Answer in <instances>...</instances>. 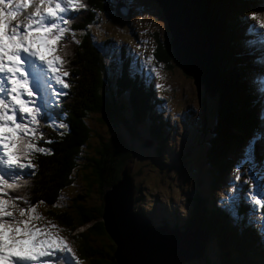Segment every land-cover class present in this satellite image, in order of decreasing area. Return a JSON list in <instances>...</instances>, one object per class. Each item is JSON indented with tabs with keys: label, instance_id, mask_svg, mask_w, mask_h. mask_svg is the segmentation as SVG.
<instances>
[{
	"label": "trees",
	"instance_id": "1",
	"mask_svg": "<svg viewBox=\"0 0 264 264\" xmlns=\"http://www.w3.org/2000/svg\"><path fill=\"white\" fill-rule=\"evenodd\" d=\"M82 1L89 8V11H85L86 8L81 9L77 13L79 18L74 20V26H80L81 21L88 22L92 12H99L102 20L108 14L110 17L109 20H113L114 18L122 23L126 29L130 30L128 32L131 33L139 23L149 16L147 14L140 22V13L136 12L133 14L135 15L134 18H131L130 16L133 12L131 10L126 17H118L113 12L115 10L113 7L116 5L117 0ZM125 1L130 2L131 0ZM249 2L245 3L248 4ZM236 4V0H209V5L218 12V40L212 48L211 62L219 68L221 76L225 79L226 91L219 102L218 93H216L215 97L211 98L205 94L204 87L202 88L201 86L199 88L198 86L199 92L201 90L203 91L199 100L204 110L199 122L189 120L188 124L190 129L187 130L192 136L196 135V138L193 139L201 146L202 159L211 173L209 180L214 182L217 172L219 173V177H217L219 186L223 181L222 177H225L235 157V153L233 152L238 149L237 146L241 143L245 135L244 133L241 135V119L245 111L242 104L247 105L246 113L248 117L245 116L246 119L248 118L249 121L250 118H254L253 110L250 108V104H253L251 101L253 94L249 87L250 84L247 77L248 69L252 66L247 61L249 49L238 37V30L232 25L229 26L227 23L229 15L233 14V10H236ZM257 5L258 3L254 6L247 7L248 11H251V14L255 13L259 9ZM260 14L257 15V18ZM228 29L229 32H227ZM153 35L154 47L152 49V55L155 59L162 60L168 71L171 68V58L174 62L169 40L167 39L166 41L163 35H160L159 30L153 33ZM111 38L107 37L101 42L108 43L111 41ZM83 39L78 44H72L68 51L63 53L64 59L68 61L65 69L70 73L65 78L70 85L68 88L69 92L63 98L61 104V110L65 113V119L68 121V130L59 140L55 139L52 141L50 145L51 156H39L37 158L36 177L37 175L40 176L41 173L48 175L47 173L53 172L52 180L57 185H60L61 182L67 179L75 163L80 160L82 157L80 150H83L84 146H86V150L90 148L92 152L89 156V162L84 163L80 167L78 166L85 173L82 179L83 182H81L82 192L84 195H89L93 191L92 185L94 184V187L97 189L96 191L100 195L101 202L98 205L95 204L90 207L84 203L81 204L85 207L72 202L70 205L65 203L60 208H54L50 205H39L35 202H31L29 206H43L40 215L44 217V220L51 221L57 225L62 231L66 229L72 230L76 226L84 225L85 228L83 227L79 232L72 233L73 242L71 245L74 249L76 248L78 255L86 264H119L115 255L117 243L111 237L114 234L110 235V232L105 228L103 220L99 217L100 221H94L90 225L84 224V221H89L90 219H95L96 216H100L103 211L101 200L102 191L120 177L121 169L124 168L125 164L132 161V153L134 152L136 154L137 150L135 148L133 149L134 142L143 139V135L136 126L138 125L136 121L145 120L146 124L150 127L148 134L153 137L152 140L154 142L155 136L162 134V129H159L163 125L158 118L154 117L153 109L150 107L151 100L155 99L153 98V92L150 88L142 91L139 87L140 83L144 84L146 80L144 70L142 69L141 73H134L132 76H129L125 71V66L121 64V69L119 68L117 70L119 74H107V68H105L101 60V55L95 51L98 49L89 45L87 40ZM119 50L121 51L120 58L127 63L126 51L122 44L119 46ZM127 75L129 76L128 81L130 86L132 88H140V92H144L150 102L146 104V107L144 102L141 108L143 111H139L137 114L132 113L135 100H133L134 94L131 93L128 95L132 102L131 118L121 116L118 110L115 109L116 116H118V118L116 117V123L111 120L114 117H111L110 111L108 110L109 104L107 105L105 103L106 106L103 105L105 97L102 91L108 89L113 81L117 85L118 92L124 93V90H122L124 86L122 81L126 79ZM192 81L194 84L198 83L194 79ZM144 85L149 86L150 84L147 82ZM114 95L116 96L115 93ZM113 99V96H111L109 103H112ZM211 102L212 105L215 104L212 111L210 109ZM206 112H209L207 116L205 115ZM101 114L104 117V126H106L107 121V125L111 122L114 123L112 127L108 128L109 136H106L104 133L95 132V144L92 146L86 144L87 140L91 138L89 134L91 133V127L89 126L88 120H92L93 118L98 123ZM102 128L106 130V128ZM100 129L101 127H98L93 130ZM245 132L246 135L250 133L249 130ZM202 133L203 138L200 141ZM141 148L145 149L142 146ZM153 150L154 153L156 152L153 155L157 160L156 166H158V163H162L160 158L163 155V150H165L161 139L156 147H153ZM252 153L254 158H261L258 146H254ZM184 157L185 155H180L178 158L184 159ZM85 158L83 157V159ZM231 158L233 159L231 160ZM185 165L186 161L184 164L181 161V169ZM141 186L140 184H136L135 192L137 193L134 195L135 201H140V196L144 193L140 190ZM214 187V184L212 186L209 185L208 189H213ZM28 190L31 193V198L37 197V191L34 192V189H30V187H28ZM200 196L196 195L193 199L188 217L189 220L195 218L201 222L206 233L207 243L203 250V259H205L202 261L203 264L217 263L209 259L208 251L212 255L214 254L215 257H218L219 264H264V257L261 255V251L257 245L258 243L259 246L263 247L261 242L262 234L253 220H251L253 223L252 226L243 217L245 209L239 207L238 217L234 220H228L225 214L213 205L212 201L202 200ZM209 199L213 198L209 197ZM137 208L141 209L137 212L144 211L147 214V211L142 207ZM165 208L166 206L163 203L159 207V210L164 211ZM259 210L264 215V208L260 207ZM212 212H214L213 218L207 219L205 214ZM89 215H92L91 218H89ZM173 216L175 220H178L176 214H173ZM180 220L177 221V224ZM165 222L163 221V223ZM183 222L185 224L186 220ZM219 222L221 223L220 226H218ZM98 234L106 235V239H100ZM93 237L95 238L94 240ZM114 237L116 236L114 235ZM96 239L99 240L98 245L95 243Z\"/></svg>",
	"mask_w": 264,
	"mask_h": 264
},
{
	"label": "rangeland",
	"instance_id": "2",
	"mask_svg": "<svg viewBox=\"0 0 264 264\" xmlns=\"http://www.w3.org/2000/svg\"><path fill=\"white\" fill-rule=\"evenodd\" d=\"M151 0H145L144 1V10L148 9L151 14L149 13L148 20L144 19V22L141 24H145L148 26H138L135 28L134 32L136 34L130 33L128 29H126L122 23L118 22L113 18V20H109V15H105L103 17L102 25L99 27V30L101 34L99 35V39H105L107 37H112L111 41L109 42V45L112 46L116 44V41L118 42L117 44H122V41H127L123 45L128 51H134L137 52L138 55L136 57L141 61V62H136V58L131 56V54H128L126 57L127 58H132L134 61H129L131 65H139L143 66V64H146L150 61V63L155 62L158 63L157 61L153 60L151 57V60L148 58L150 57L147 54H143L142 52H147L149 53L150 50V43L152 45V39L150 37V33L152 31V34L155 32H160V35H163L164 39L170 40V31L168 30V27H166L167 21L162 17V15H159L158 13L160 10L158 8H155L151 3ZM238 2V0H236ZM170 2L175 5L174 0H170ZM117 5H120V8L114 5V13L118 17H122L123 13L122 11L125 10L124 6H121L119 3V0H117ZM186 10H188L191 14L189 20L191 21L190 29L194 31L193 34H195V37H198V31L194 27L195 24L199 25L201 22L205 28L208 29V27L213 30L214 32L212 33V40H214V33L218 28L216 29L217 25V18H218V12L214 11L208 12L205 11V16H213L212 20V25H208L207 22L202 19L200 16H195L191 13L190 9L193 7V2L191 0H186ZM193 9V8H192ZM236 9V8H235ZM121 10V11H120ZM185 10V9H184ZM118 15V13H120ZM262 12V9H258L255 14H259ZM91 14H94L92 12ZM135 15H131V18H134ZM173 18H170V20ZM97 20V18H96ZM114 21V22H113ZM229 24V23H228ZM95 28V24H89ZM138 25V24H137ZM201 26V27H203ZM230 26V24H229ZM198 28V26H197ZM148 29V32H147ZM209 30V29H208ZM147 34H144L146 33ZM229 32V29L228 31ZM71 34V32H70ZM209 34V33H208ZM194 37V36H193ZM149 40H148V39ZM98 39V38H96ZM96 39L94 38H87V43L93 47H95L98 50H95L99 55H101V60L107 68V74H119L117 71L120 68V56H121V51L117 50L115 46H112V51L107 53V50L109 48L106 46H103V49L101 46L97 48L96 46ZM211 40V41H212ZM150 41V42H149ZM129 42V44H128ZM73 45L77 44L75 41L71 42ZM86 43V42H85ZM102 49V50H101ZM107 53V54H104ZM252 56H248V60H252ZM170 66L171 68L166 71L163 69L161 65H158L157 71L159 73L163 74V81H164V90L161 92V96L165 97V103H162L163 106L158 107L154 105H150V107L154 108V117L160 118V116L163 118V127H161L159 130L162 129L161 133L155 136L153 142V147H156L157 143H159L160 139L163 142V145L166 147L169 144V149L165 152H163V156L160 158V160H163L164 162L158 163V166H156V158L154 157L153 148L151 147V144H145L144 142H139L142 147L145 149H142L140 144L138 142H134V147L137 151L136 154L133 152L132 153V161H131V168L129 169V174L132 177L133 185H134V192L133 194L137 193L135 192V187L136 184L142 185L140 190H142L144 193L141 194L140 196V202L143 205V208L147 209L148 211L151 210V206L153 204V200L156 201H162L166 204L167 210L164 211H151L148 212V216L150 219L154 222V224H162L163 221H166L168 225L174 226L173 222L171 219V215L167 212H170L171 209L173 210V214H177L178 216H185V214H188L189 209L192 207V202L193 199L195 198L196 195H201L200 199L202 200H208L209 202L212 201L214 206H218V209L223 210V203L226 201L227 196L230 195V188L228 185L222 184L219 186L217 177H219V173L217 172V176L213 181L209 180V177L211 176V173L209 172V168H207L205 162L202 159L201 156V148L200 146L195 143L194 139L191 138L189 135H184L182 133V126L185 124L184 122H181L185 120V122L189 121V118H186L188 116V113L191 112L192 110L195 112V117L197 121L200 119V114H201V109H202V104L200 103V97L203 93L201 90L199 92V88L202 86L206 94L210 92L212 95L215 93V87H216V74L212 70L210 73H213V77H210V85H206L205 82H201L200 84H194L192 81V77L184 74L181 72L182 70L177 66L174 62L173 59L171 58L170 61ZM215 66V65H214ZM253 66H250V70L252 69ZM121 69V68H120ZM207 70V69H206ZM260 66L256 64L253 70V75L256 73H260ZM208 71V70H207ZM209 72V71H208ZM156 75L152 78H155ZM248 80L251 78L250 72L247 73ZM129 76L127 75L126 79H123V92H118L117 85L115 82L112 81L110 84V87L108 89H105L102 91L103 96L105 97L103 105L106 106V104H109L108 110L110 111L111 117L113 116L114 119H112L114 122L117 123L118 116H116V112L114 108H111V103H109V99L111 96H113V103L116 106V109L123 113L124 117L126 118H131V115L129 113V97L131 93L134 94V108L132 113L137 114L139 111H143L141 108L144 105L145 102V107L148 102H150L149 99H147V96L144 94V92H140V88L136 87H131L129 84ZM112 80H114L112 78ZM157 82V81H156ZM219 84V83H218ZM217 84V85H218ZM142 89L144 90V85L140 83ZM107 90V91H106ZM259 89H254V91H258ZM208 92V93H207ZM116 94V96L114 95ZM107 98V99H106ZM253 104H250V108L253 110L254 113V118L248 121V118L246 119L245 116L248 117L247 115V110L246 104H242L244 108V113L242 115L241 119V135L244 133L243 140L246 138V132L248 131L252 134L251 140H253L252 145L253 146H258V148L261 150V145L264 147V138H260L262 135H264V119L260 120V117L258 115L259 111V105L258 108L254 104V97L251 100ZM143 102V103H142ZM262 100L260 99V103ZM106 103V104H105ZM219 103V102H218ZM215 105V104H214ZM214 105H211V110L214 108ZM249 106V104H248ZM255 106V107H254ZM108 111V112H109ZM160 114V115H159ZM169 117V123L171 125V131L170 132V127L168 122L164 119L165 116ZM137 119V118H136ZM178 119L179 122L177 124L176 120ZM246 119V121H245ZM89 121V126L91 135L90 140H87L86 144H90L91 146L95 144L96 138H95V132L99 133H104L106 136L108 135V128L112 127L114 123H110L109 125L104 126V117L103 114L100 115V118L98 119V123L100 126H98L97 123L93 122L91 119ZM138 123L137 128L140 130L141 125L143 124L145 126V133H147L148 127L145 122V120H139L136 121ZM250 123V124H249ZM98 127H101L100 130L94 131L93 129H97ZM106 128V130H103V128ZM248 127V128H247ZM115 128V127H114ZM176 129V130H175ZM60 130V129H59ZM94 132V134H92ZM169 132L171 133V137L169 136ZM147 139L149 138V135L146 136ZM249 147L245 146L244 147V152L248 153L249 152ZM92 150L89 148L86 150V146H84L83 150H80V154L82 157L80 158L79 161L76 162V165L72 170L69 172V177L64 182H61L60 185H57L55 181L52 180L54 173L49 172L47 173L48 175H45L46 173H41L40 176L37 175V177L34 178V182L32 183V188L34 189V192L37 191L38 195L36 199L38 201H43L41 203L42 205H49L51 204L52 206L54 205H60L63 206L66 202H72L77 205H82L81 203L86 204L87 206H92V205H98L100 201V195L96 191V187H94V184L92 185V192L89 195H84L82 192L81 184L80 182H83V176H85V173L81 171L80 167L84 163L86 164L89 162V156L91 154ZM84 155V156H83ZM180 155H185L184 159H179L178 157ZM83 157H86L83 159ZM173 157V158H172ZM181 161L182 164L185 163V167L181 169ZM83 162V163H82ZM158 167V168H157ZM227 174V173H226ZM229 175V174H228ZM209 180V181H208ZM222 180H225L224 177H222ZM220 182V181H219ZM241 182V179L239 183ZM248 182L251 184V192L255 193L258 188H255L252 185V180L249 179ZM218 183V184H217ZM215 185L213 189H208L209 185ZM110 184L109 186L105 187V190L103 191L101 195V199L104 198L106 195L107 191L111 188H113ZM60 186L59 188H57ZM239 186V184L236 185V188ZM260 187H264L263 185ZM25 190V188H23ZM57 190V191H56ZM222 191L225 196L223 198H218L216 202H213V199H209V197L213 198L215 191ZM239 193H242L244 190L243 189H238ZM58 197L55 201V195ZM122 195L125 197L126 193L123 192ZM246 197V196H245ZM119 205L117 207H114V204H112L113 208L111 210V214L115 211H117V220H113V224L115 225L116 229L119 231V227L123 229V224L121 222V209L125 207V200H120L118 198ZM136 201H134V204ZM104 199H103V207H104ZM110 204V205H111ZM84 206V205H82ZM59 207V206H55ZM85 207V206H84ZM102 207V208H103ZM233 207H237V202L233 201ZM36 209L40 212L43 210V206H37ZM102 210L105 211L106 215H110V212L108 210V207H104ZM207 210V209H206ZM213 213H206L205 216L207 219H212L213 218ZM101 215V214H100ZM92 216V215H91ZM89 215V218H91ZM100 216H96L95 219H90L89 221H84V224H92L94 221H100ZM125 221L127 219L126 216ZM235 215L231 214L228 218L230 219H235ZM115 218V217H112ZM40 223L47 224L49 221L42 220V221H37ZM220 222L219 225L220 226ZM132 225V223H131ZM202 223L200 224L197 219H192L189 221V223H186L183 228H187L186 230V236L187 238H190L189 234L191 233H197V228H201V239L194 241L195 247L197 250H202V244L206 240V237L203 232V225ZM83 226H76L73 228V230H66L70 235L75 232H79ZM85 228V227H84ZM91 228V227H90ZM60 229V228H59ZM61 230V229H60ZM63 231L61 230L60 233ZM117 234V233H114ZM98 237L100 239H106V235L103 234H98ZM67 238V237H66ZM95 238L93 237V240ZM191 239V238H190ZM96 244H99V240H95ZM120 243V242H119ZM118 243V244H119ZM72 248H74L71 245ZM202 247V249H201ZM259 249L261 251V255L264 257V248L259 246ZM209 259L214 261L216 264H218L217 257L211 254V252H207ZM181 264H203L202 260L200 258H194L192 260H187Z\"/></svg>",
	"mask_w": 264,
	"mask_h": 264
},
{
	"label": "snow or ice",
	"instance_id": "3",
	"mask_svg": "<svg viewBox=\"0 0 264 264\" xmlns=\"http://www.w3.org/2000/svg\"><path fill=\"white\" fill-rule=\"evenodd\" d=\"M85 7L82 0H0V264H79L57 225L49 221L38 226L44 217L36 206L20 207L14 200L23 197L4 196L6 189L19 187L17 181L27 169H35L34 154H52L32 141L43 139L40 119L67 95L63 89L70 87L65 79L70 75L68 61L58 54V44L70 31L66 26L72 14ZM251 16L257 19V14ZM49 120L53 128L68 127ZM249 199L264 208V187ZM231 211L235 214L234 208Z\"/></svg>",
	"mask_w": 264,
	"mask_h": 264
},
{
	"label": "clouds",
	"instance_id": "4",
	"mask_svg": "<svg viewBox=\"0 0 264 264\" xmlns=\"http://www.w3.org/2000/svg\"><path fill=\"white\" fill-rule=\"evenodd\" d=\"M144 1L145 0H131L130 2H126L125 0H119V3L121 4V6H124L125 7V10L124 11H122V13H123V15H122V17H126L128 14H129V12L132 10L133 12H132V15L133 14H135L136 12H139L140 13V15H141V20H140V22L144 19V17L147 15V14H149V13H151L148 9H143L144 8ZM158 1H163V0H151L150 1V3L153 5V6H155V7H157L159 10H160V12L158 13L159 15H162V17H164V15H163V13H162V10H161V7H160V5H159V3H158ZM250 1V2H249ZM168 2L171 4V5H173V3L172 2H170L169 0H168ZM174 2H175V5H173V7H172V9H173V14H170V16H174V18L173 19H171V21L173 22V21H179L180 20V17H179V8L178 7H180V0H174ZM183 2H184V6H183V14L185 13V11H186V0H183ZM208 2H209V0H208ZM245 2H249L248 4L247 3H245ZM256 3H258V8L259 9H262V12H260L261 14H260V16L257 18V19H253L252 18V16H251V11H248V9H247V7H249V6H254ZM253 4V5H252ZM116 6L117 7H119L120 8V5H117V3H116ZM185 9V10H184ZM80 11V10H79ZM85 11H89V8H87L86 7V9H85ZM121 11V10H120ZM232 13L233 14H230L229 15V18H228V20H227V23H229L230 25H232V26H234L235 28H239L238 29V37L241 39V40H243V41H245V42H247L249 45H251L250 43H249V40L251 39V40H254L255 39V37H254V34L253 33H251V31H250V28H251V25H253V24H256L258 21H260V22H262V23H264V0H238V2H237V4H236V10H233L232 11ZM121 14V12L120 13H118V15H120ZM169 16V19L171 18ZM76 18H79L78 17V15H77V13H74V14H72V16L70 17V23L66 26L67 28H69L70 29V31H68V32H66L65 34H64V38L59 42V44H58V49H59V51H58V54H60L61 56H63V53L64 52H67L68 51V49L70 48V46L72 45V43L71 42H73V41H79V43H80V41H81V39H83V40H87V39H85V37H84V35L83 34H81V36L79 37V38H77L76 37V34L77 33H79V30H80V28H81V26H74L73 25V23H74V20L76 19ZM95 18H97V20H95ZM184 18V17H183ZM90 20L88 21V22H85V21H81V24L83 23V22H85V24H87V25H89V24H93V23H95V22H98L99 23V26H101L102 25V16H101V14L99 13V12H94V14H91V17L89 18ZM165 19V18H164ZM185 19V18H184ZM189 19V18H188ZM146 20H148V17L146 18ZM166 20V19H165ZM187 20V19H186ZM212 20H213V18H212ZM187 21H189L188 23H191V21L190 20H187ZM144 21H142L141 23H143ZM141 23H139V25L138 26H140V25H142V26H145V27H147L148 28V26L147 25H145V24H141ZM137 26V27H138ZM166 27H167V23H166ZM186 27V26H185ZM218 28V18H217V25H216V29ZM186 29H187V27H186ZM82 30V29H81ZM80 30V32H82ZM90 30L93 32V36L94 37H92V38H94V39H96V38H98V39H96V46H97V48L100 46V43H97V41H99V35H100V33H99V31H97V30H95L94 28H92V27H90ZM159 30V29H158ZM70 32H71V34H70ZM133 32H134V30H133ZM147 32H148V29H147ZM147 32L146 33H144V34H147ZM189 32H190V30H189ZM188 32V33H189ZM214 32V31H213ZM73 34L75 35V40H73ZM135 34H136V32H135ZM215 34H216V36H217V30L215 31ZM150 36L152 37V38H154V35L152 34V31H151V33H150ZM243 38H242V37ZM87 38H88V36H87ZM103 40V39H102ZM217 40H218V38H217ZM217 40H216V42H217ZM170 41V40H169ZM215 42V43H216ZM215 43H214V45H215ZM78 44V43H77ZM213 45V46H214ZM103 46H106V48L108 47V43H105V42H103ZM252 46V45H251ZM258 46V48H256V47H254L253 46V48L254 49H264V43H260V44H258L257 45ZM195 47V46H194ZM109 48V50H107V53L109 52L110 53V47H108ZM171 48V47H170ZM103 49V48H102ZM101 49V50H102ZM72 50V49H71ZM107 53H105V54H107ZM104 54V53H103ZM104 54V55H105ZM67 56H68V54H67ZM68 60H69V58H68ZM160 62L162 61V60H159ZM247 61H249L250 62V65H253V64H257L258 62H256L255 60H254V58H252V60H247ZM261 61V60H260ZM163 62V61H162ZM175 63V62H174ZM165 64V63H164ZM66 66V65H65ZM123 66H125V71L127 72V74L129 75V76H132L131 74V72H130V69L128 68V66H127V63H125V61L123 62ZM149 67V65H147V68ZM150 68H156L155 66H151ZM150 68H149V70H150ZM163 69H165L166 71H167V68L164 66V68ZM135 71H137V69H135ZM163 75V74H162ZM192 79H194L193 77H192ZM195 80V79H194ZM67 81V80H66ZM196 81V80H195ZM196 82H198V81H196ZM220 83H221V81H219ZM219 82H217L216 81V83H219ZM71 83V82H70ZM199 83V82H198ZM200 84V83H199ZM201 85V84H200ZM218 86H219V88H220V84H218ZM139 87L142 89V87H141V85H139ZM250 88H251V91H252V94H253V97H254V104H256V102H259V93H258V91H254V89H255V87H254V85L253 84H250V86H249ZM144 89H148V88H146V87H144ZM142 91H143V89H142ZM225 91H226V84H224L223 85V87H221L220 88V90H218L217 91V89H216V87H215V93H214V95L216 96V93H218V100H219V102H220V99L225 95ZM260 92V91H259ZM205 94H206V92H205ZM204 94V95H205ZM66 95H64L63 96V98L65 97ZM63 98H62V100H63ZM153 98H155V99H152L151 101H152V105H154V106H158V107H160L161 108V106H163V104L162 103H165V97L163 96V97H156L155 95H153ZM132 102L130 101V99H129V113H131V109H132ZM211 105H212V102H211ZM211 105H210V109H211ZM255 107V106H254ZM111 108H114V109H116V106L114 105V103L112 102L111 103ZM152 109H153V113H154V108L152 107ZM203 110L204 109H201V114H202V112H203ZM212 111V110H211ZM119 112V114L121 115V116H124L123 115V113H121L120 111H118ZM195 112L192 110L191 112H189L188 113V116L186 117V118H189L190 120H195L196 122H199V121H197V119H196V117H195V114H194ZM201 114H200V117H201ZM207 114H209V112H206L205 113V115L207 116ZM160 115V114H159ZM258 115H259V112H258ZM49 117H51V119L52 120H56V121H62L63 123H65L67 126H68V121L65 119V113L61 110L60 111V113H56V112H53L52 110H50V112H49V115L48 116H44V117H42L41 119H40V124H39V131L40 132H42L43 133V139H39V137H37V139H35V140H33L32 142L33 143H36L39 147H43V148H47V149H51L50 148V145H51V143L49 144V143H45V141H48V140H50V141H54L55 139H57V140H59V138H61L64 134H66V132H67V130H68V127L66 128V129H64V128H53L52 126H50V120H49ZM160 121H161V123H162V125H163V118L160 116V118H158ZM165 120H166V122H168V124H169V127H170V132L172 133L173 131H171V125L172 124H170L169 122V117L166 115L165 116V118H164ZM92 120H93V118H92ZM112 120V119H111ZM176 120V122H177V124H178V122H179V120L178 119H175ZM200 120V119H199ZM95 123H97L95 120H93ZM89 122V121H88ZM181 122H184L185 124L182 126V133L184 134V135H189L191 138H196V135H194V136H192V134H190L187 130H189L190 129V126H189V124H188V122L189 121H187V122H185V120H183V121H181ZM111 123H113V122H111ZM98 125H100L99 123H97ZM141 125V129L139 130V132L143 135V139H141L140 141H138V142H144L145 144H151V147L153 148V137L150 135V134H148L149 133V130H147V133H145V131H146V129H145V126L143 125V124H140ZM147 127H148V129H150V127H149V125L147 124ZM163 127V126H162ZM60 129V130H59ZM176 130V129H175ZM169 132V136L171 137V133ZM147 135H149V138L147 139ZM251 136H252V134L251 133H248L247 135H246V138H245V140L244 141H241V143H239V145L237 146L238 147V149L237 150H235L233 153H235V157H234V159L233 158H231V160L233 159V161H232V163H231V166H230V168H229V170L227 171V174L225 175V177H224V179L225 180H223L222 181V184H225V185H228L229 186V188H230V191L235 187V184H236V179H233V171H231V168H232V166H233V164H234V162L237 160V158L241 155V153L239 152L240 151V149L242 148V146H243V144L246 142V140L248 139V138H251ZM202 138H203V133H202V135H201V140L200 141H202ZM196 143V142H195ZM200 146V145H199ZM200 148H201V146H200ZM169 149V144L165 147V150H163V152L165 151H167ZM252 150H254V147L252 146ZM252 155H253V153H252ZM39 156L40 157H44V156H51L50 154H44V153H36V154H34V156L32 157V163L33 164H35L36 165V167H35V169H27L26 170V172H25V174L23 175V180L22 181H17V183L19 184V187H16V188H14V189H6V191H7V195H5L4 196V198L5 199H13L14 200V198L15 197H23L24 198V200H14V202L15 203H17V204H19V206H21V207H24V208H27L28 206H29V204L31 203V202H35V203H37V204H41V201H38L36 198H31V193H29V190H28V187H30V189H33L32 188V183H33V180H34V178L36 177V170H37V162H38V160H37V158H39ZM163 156V155H162ZM253 157H254V155H253ZM173 158V157H172ZM256 159V158H255ZM257 161H259V162H262V160H261V158H258V159H256ZM162 162H164L163 160H162ZM75 165H76V163H75ZM74 165V166H75ZM125 165H128V167H129V169L131 168V161L128 163V164H125ZM74 166L72 167V169L74 168ZM71 169V170H72ZM32 173H34V174H32ZM229 174V175H228ZM70 176V175H69ZM68 176V177H69ZM120 178V177H119ZM230 180H233L232 182H230ZM9 182H12V181H9ZM80 184H81V182H80ZM23 188H25V190H23ZM81 188H82V186H81ZM105 190V189H104ZM103 190V191H104ZM103 191H102V193H103ZM102 193H101V195H102ZM221 194V193H223L222 191H215V194H214V197H213V201H214V199H215V197H216V195L217 194ZM57 195H55V201H56V199L57 198H60V197H58V193H56ZM134 195L135 194H133V202H132V208H131V210H134V212L135 213H138V214H145L146 212H137V211H139V210H141L140 208H137V207H142L143 208V205L141 204V202L140 201H136V203L134 204ZM28 201V203H25L24 201ZM102 200V204H103V199H101ZM138 202H139V204H138ZM66 203H68L69 205L71 204V202H66ZM164 202H162V201H156V200H153V204H152V206L150 207L151 208V210H149L148 211V208L147 209H145V208H143L144 210H146L147 211V213L148 212H151V211H160L159 210V207L161 206V204H163ZM165 204V203H164ZM51 207H54V208H60V207H62V206H59V207H55V206H52L51 204H49ZM166 205V204H165ZM216 208H218V206H215ZM104 208V207H103ZM9 210H12L11 209V206H9ZM221 212H223V214H225V217L228 219V220H234V219H230V218H228L227 217V215H226V213L221 209L220 210ZM37 212L39 213V211L37 210ZM173 210L171 209V211H170V215H171V220L173 221V222H176V223H173L174 224V226H175V229H179V230H183V229H181L182 228V226L184 227L185 226V224L186 223H189V221L190 220H192V219H190L189 220V212H188V214H185V216H183V217H181V216H178V213L176 214L177 216H178V220L179 219H181L179 222H178V224H177V221L178 220H175L174 219V216H173ZM102 213H103V211H102ZM102 213H101V215H100V218H101V216H102ZM18 212H14V215H16L17 217H19L18 216ZM40 214V213H39ZM245 216H246V213H244L243 214V217L245 218ZM238 217V216H237ZM25 218H27V217H25ZM5 219H10V218H5ZM236 219V218H235ZM246 219V218H245ZM263 219H264V217H263ZM44 220V219H43ZM186 220V222H185V224H184V222L183 221H185ZM247 220V219H246ZM251 220H253V222H256L257 221V219H254V218H252V217H250V219H249V223L253 226V224L251 223ZM200 224H201V222H199ZM41 224H44V223H41ZM46 225V224H45ZM202 226V225H201ZM202 229H203V232H204V235H206V233H205V230H204V228L202 227ZM261 229H263V225H261ZM66 230H69V229H66ZM63 231L62 233H60L62 236H64V237H67V240H68V242H69V244L71 245L72 244V242H73V238H72V236L67 232V231ZM73 230V229H72ZM74 233H75V231H74ZM203 234V233H202ZM188 239H190V238H188ZM261 242H262V246H263V248H264V241L263 240H261ZM206 240L204 241V243L202 244V247H203V249H202V247H201V256L200 257H197V258H200L202 261H204L205 259H203V250L205 249V245H206ZM257 245H259L258 243H257ZM194 246H195V243H194ZM73 250H74V252H75V254H76V257L78 258V260H79V264H86V262L78 255V253H77V250H76V248L74 249L73 248ZM214 255V254H213ZM194 259V258H193ZM190 260H192V259H190ZM217 260L219 261V259H218V257H217ZM187 261V260H186ZM218 264H219V262H218Z\"/></svg>",
	"mask_w": 264,
	"mask_h": 264
},
{
	"label": "water",
	"instance_id": "5",
	"mask_svg": "<svg viewBox=\"0 0 264 264\" xmlns=\"http://www.w3.org/2000/svg\"><path fill=\"white\" fill-rule=\"evenodd\" d=\"M191 1L193 2V4L195 2H200L201 7L204 11L203 13L205 14L206 9H204V8H205L208 0H191ZM158 3L161 7L164 18L167 21V27H169L170 25H173L174 21L172 22L169 19V16H170L171 12L173 11L171 4L168 2V0L158 1ZM183 6H184V2H183V0H180V7H178L179 8V17H180L179 21H181L183 23L184 27L180 30H174V28H173L171 31V34H170L169 44L171 47V52H172V55L174 58V62L182 70L181 72L193 77L199 83L205 82L207 84V83H210V78L208 79V73L213 70L215 72V74H217L216 66H214V64H212V62H211L212 48H213L214 43L217 40V36L214 33V40H212L211 38H212L213 30H212V32H210L209 30H211V29L209 27H208L209 30L207 28H205L201 22L199 25L195 24V26H194L197 29L198 34H199L198 37H195V34H193L194 31H192L190 29V25L192 23H188L189 21L186 20V19L190 18L191 14L188 10H186L185 13L183 14ZM192 8L193 9L199 8V5L194 4ZM192 8L190 9L191 13L195 16L201 17L202 14L201 13H197V14L193 13ZM214 11L215 10H211L208 12L213 13ZM170 17L174 18V16H170ZM212 18H213L212 15L208 16V17L205 16V21L207 22L208 25L213 24ZM185 26L187 27V29ZM197 26H198V28H197ZM201 26H203V27H201ZM189 30H190V32H189ZM175 31L178 33H175ZM174 35H176L178 37L179 41H182L185 43V52L182 53L181 51H179L182 48V45L180 42L178 44H177V42L175 44H173V36ZM192 38L197 43L196 46H195V43L192 40ZM179 46L181 48H178ZM195 54L197 55V58L199 57V55H201V59L200 60H199V58L193 59V56ZM190 55H192V58H190ZM183 57H185V58H183ZM210 69H212V70H210ZM221 82H223V80H221ZM131 178L132 177L129 174V167H128V165H125L124 168L121 169L120 178H118L116 181H114L112 183L113 185H111L113 188L110 187V189L107 191V193L116 192L118 194L116 201L110 202V200H108V198H107V193L104 196V198H103L104 202H105L104 207H108L110 215H117V211H115L111 214V210L113 208L111 203L114 204V207H117L119 205V201H118V198H119L120 200H122V199L125 200V207H123L121 209L122 216L127 217V212L129 211V213L132 217L138 219V216L140 214L131 212L132 202H133V192H134V185L132 184L133 181ZM123 192L126 193L125 197L122 195ZM108 203H110L111 205L108 206ZM115 204H116V206H115ZM131 223H132V225H131ZM109 224L113 227V230L109 231L110 235L117 233V234H114L116 237H114V235L111 236V237H113L114 240H116L115 242L117 243V248H116V252H115L116 258H117L119 264H125L126 261L124 263L120 262L119 258H121V256H119L117 253V249L123 245L122 238H124L123 235L125 236L124 229L119 228V231H118L112 221H109ZM126 225H129L131 227L130 228L131 233L134 232L132 229H135L136 230L135 235H137V237L138 236L144 237V238H142V240H143L142 242L143 243L146 242L147 245H150L148 248L146 247V249H145L146 251L143 253V255L140 254V258L143 260H145V258L149 259L150 264H181V263L185 262L186 260H190V259L197 258V257L201 256V253H202L201 250L198 251L197 248L194 246V241H192L191 239H188L186 236V230L188 227L184 228L183 230H179V229L172 230L167 235V234L158 233L157 230L159 228L153 227L146 222H143V224H140L136 220L128 219V217L126 219ZM124 240H125V238H124ZM125 247H126V251L131 254L132 248H130L126 244H125ZM154 251L157 253V256L152 258L150 255H152V253ZM133 258H134V260L137 259L135 257H133ZM131 263L133 264V262H131ZM131 263H129V264H131ZM146 264H149V263H146Z\"/></svg>",
	"mask_w": 264,
	"mask_h": 264
},
{
	"label": "bare ground",
	"instance_id": "6",
	"mask_svg": "<svg viewBox=\"0 0 264 264\" xmlns=\"http://www.w3.org/2000/svg\"><path fill=\"white\" fill-rule=\"evenodd\" d=\"M194 4H198L199 5V8H195L193 9V13L197 14V13H201V17L202 19L205 20V14L203 13V9L201 7V3L200 2H195ZM173 7V5H171ZM206 11H211V10H215L214 8H212L210 5H209V2H207L205 8ZM216 11V10H215ZM171 14H173V11L171 12ZM188 20V19H187ZM210 20V19H209ZM184 27L183 23L181 21H174L173 22V25H170L168 27V30L172 31V29L174 28V30H180ZM210 32H212V30H209ZM175 33H178L175 31ZM192 40L194 41L195 43V46H196V42L195 40L192 38ZM177 42V44L180 42L181 45H182V48L179 46L178 48H181L179 51H181L182 53L185 52V43L182 42V41H179L178 37L176 35L173 36V44H175ZM190 44V43H189ZM184 50V51H183ZM180 53V52H179ZM186 55V54H185ZM185 58V57H183ZM190 58H192V55H190ZM199 60L201 59V55H199ZM197 58V55L195 54L193 56V59H198ZM213 73L210 74V72L208 73V79L210 77H213ZM207 86L210 85V83H207L206 84ZM208 93V92H207ZM208 95L213 98L215 97V95L211 94L210 92L208 93ZM256 106L258 108V102L256 103ZM118 197V194L116 192H109L107 193V198L108 200H110V202H114L116 201ZM110 205V203H108V206ZM116 206V204H115ZM132 213H135L134 210H131ZM112 217H115V218H112ZM127 217L128 219L130 220H136L138 221L140 224H143V222H146L148 224H150L151 226L153 227H156V228H159L157 230L158 233H161V234H169V232H171L172 230H176L175 229V226H171V225H168L167 223H162V224H154V222L150 219V217L148 216V214H140L138 216V219L132 217L129 213V211L127 212ZM101 219L103 220V223L105 225V228L108 230V231H112L113 230V227L109 224V221H116L118 218H117V215H106L105 211L103 210V213H102V216H101ZM121 222L123 224V229H124V234L125 236L123 235V237L125 238H122V241H123V245L120 246L118 249H117V253L119 256H121V258H119L120 262L121 263H124L125 261V264H129L131 262H133V264H146V263H149L150 264V260L149 259H146L143 260L140 258V254L143 255V253L146 251V247L148 248L150 245H147V243H143L142 241V238L144 237H141V236H138L135 235V229H132L134 232L131 233V230H130V226L129 225H126V221H125V217L121 215ZM121 228V227H119ZM83 229V228H82ZM81 229V230H82ZM148 235V234H147ZM201 228H197V233H191L189 234L190 238L192 241H196L197 239L200 240L201 239ZM125 244L127 246H129L130 248H132V253L130 254L129 252L126 251V247H125ZM129 249V248H128ZM130 251V250H129ZM152 258L156 257L157 256V253L154 251L152 253V255H150ZM137 258L136 260H134V258ZM157 262V261H156ZM132 264V263H131Z\"/></svg>",
	"mask_w": 264,
	"mask_h": 264
}]
</instances>
